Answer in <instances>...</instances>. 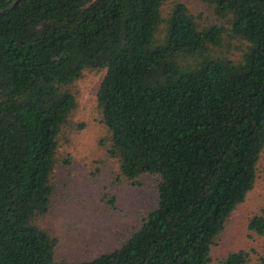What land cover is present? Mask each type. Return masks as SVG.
I'll return each mask as SVG.
<instances>
[{
	"label": "trees",
	"instance_id": "1",
	"mask_svg": "<svg viewBox=\"0 0 264 264\" xmlns=\"http://www.w3.org/2000/svg\"><path fill=\"white\" fill-rule=\"evenodd\" d=\"M202 1L214 21L180 0H19L0 14V264L211 263L264 152V0ZM86 69L106 71L107 153L133 183L158 175L159 198L120 247L72 262L35 220ZM248 228L264 235V208Z\"/></svg>",
	"mask_w": 264,
	"mask_h": 264
},
{
	"label": "rangeland",
	"instance_id": "2",
	"mask_svg": "<svg viewBox=\"0 0 264 264\" xmlns=\"http://www.w3.org/2000/svg\"><path fill=\"white\" fill-rule=\"evenodd\" d=\"M202 22L215 20L202 0H180ZM105 70L86 69L74 84L77 107L59 137L52 175L49 210L36 223L58 240V260L85 261L120 247L158 204V175L146 174L133 183L122 176L106 151L108 131L97 109L96 96ZM264 208V152L258 178L245 201L230 216L212 247L211 263L222 264L231 252H250L249 264L264 255V235L252 233L250 218Z\"/></svg>",
	"mask_w": 264,
	"mask_h": 264
},
{
	"label": "water",
	"instance_id": "3",
	"mask_svg": "<svg viewBox=\"0 0 264 264\" xmlns=\"http://www.w3.org/2000/svg\"><path fill=\"white\" fill-rule=\"evenodd\" d=\"M18 2H19V0H13L7 7L1 8L0 9V14H3V13H5L8 10L13 9L17 5Z\"/></svg>",
	"mask_w": 264,
	"mask_h": 264
}]
</instances>
